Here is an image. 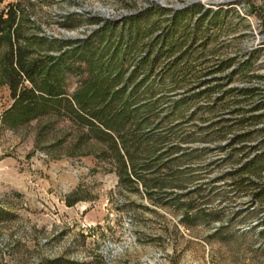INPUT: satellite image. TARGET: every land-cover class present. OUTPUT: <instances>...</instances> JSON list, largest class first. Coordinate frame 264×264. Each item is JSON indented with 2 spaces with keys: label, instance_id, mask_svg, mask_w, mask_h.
<instances>
[{
  "label": "rangeland",
  "instance_id": "1",
  "mask_svg": "<svg viewBox=\"0 0 264 264\" xmlns=\"http://www.w3.org/2000/svg\"><path fill=\"white\" fill-rule=\"evenodd\" d=\"M194 3L230 11L215 54L254 59L250 74L264 76V0H4L3 10L18 7L16 37L43 68L24 83L42 99L34 114L11 112L10 41L0 42V264H264V210L233 191L228 141L207 135L226 114L205 109L220 93L194 100L168 76L138 86L145 53L120 44L129 17ZM55 59L71 70L50 71ZM55 76L73 108L44 100ZM95 80L119 92L110 104L117 148L72 100ZM246 85L237 77L227 89ZM123 140L134 168L120 159Z\"/></svg>",
  "mask_w": 264,
  "mask_h": 264
},
{
  "label": "trees",
  "instance_id": "2",
  "mask_svg": "<svg viewBox=\"0 0 264 264\" xmlns=\"http://www.w3.org/2000/svg\"><path fill=\"white\" fill-rule=\"evenodd\" d=\"M3 3L4 0H0V42L5 38L10 41L9 52L4 56V64L9 75L11 93L15 99L11 112L25 108L26 114H34L41 98L35 86L28 89L24 83L26 81L34 83V78L42 70L43 63L30 62L29 49L21 45L20 39L16 37L19 9L15 5H9L3 10L1 8ZM229 12L224 9L212 11L200 3L180 10L152 5L127 19V25L120 36V44H125L129 49L137 46L145 53L142 59H138L134 73L147 70L148 74L144 76L145 79L139 81L138 86L147 78L156 76L158 80L155 83L158 81L162 84L168 76L173 87L178 89L187 87L186 93H191L194 100L220 93L217 101L206 105L205 109L215 110L219 107L225 111L226 114L223 115L230 117L225 118L221 115L219 120L210 123L207 126L209 129L207 135L212 136L214 140L228 141L227 147L221 149L227 151L228 161L234 163L231 172L226 175L233 191L239 195L249 196L252 204L264 210V112L258 113L264 110V90L256 86L257 81L260 83L264 76L250 74L254 59L241 62L231 58L222 59L215 54V49L219 45V34L225 29ZM62 60L55 59L50 71L54 69L55 72H62L64 75L68 69L71 70L64 66ZM126 60L123 59L122 64H126ZM237 77L249 85L227 89ZM102 80L100 79V82H103ZM113 80L114 77L111 81ZM55 82L57 85L48 83L49 94L44 100L57 104L67 102L73 108L69 98L57 87L61 78L55 76ZM96 82L97 80L86 85L87 88L74 95L72 100L78 107L75 111L82 120L86 118L89 122L94 121L101 125L105 130L100 131L112 138L111 133L116 131V120L120 118V113L118 116L115 115L110 109V104L119 92L117 90L111 94L108 88L99 90L95 87ZM126 87L123 86L121 89ZM196 90L198 91L194 92ZM107 99L109 101L102 109L93 110ZM177 107L176 103L175 109ZM174 113L175 111L172 114ZM111 140L117 148L116 140L113 138ZM131 146L133 147L128 140H123L118 151L120 159L124 161V168L127 167L126 161L134 168L135 152Z\"/></svg>",
  "mask_w": 264,
  "mask_h": 264
}]
</instances>
